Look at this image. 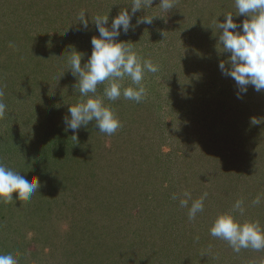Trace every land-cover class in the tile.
Masks as SVG:
<instances>
[{
  "label": "rangeland",
  "instance_id": "obj_1",
  "mask_svg": "<svg viewBox=\"0 0 264 264\" xmlns=\"http://www.w3.org/2000/svg\"><path fill=\"white\" fill-rule=\"evenodd\" d=\"M171 2L165 11L144 0L119 37L158 71L145 73L139 103L104 98L121 125L107 135L95 121L65 130L68 107L82 99L68 51L83 53V66L95 18L109 15L110 25L133 0H0V163L40 181L29 200L0 202V254L18 264H264V249L237 252L210 234L225 213L264 230V90L248 86L237 99L218 68L229 55L218 21L245 17L234 0ZM144 15L153 23L136 26Z\"/></svg>",
  "mask_w": 264,
  "mask_h": 264
},
{
  "label": "clouds",
  "instance_id": "obj_2",
  "mask_svg": "<svg viewBox=\"0 0 264 264\" xmlns=\"http://www.w3.org/2000/svg\"><path fill=\"white\" fill-rule=\"evenodd\" d=\"M142 2L144 0H133L130 7L119 11L110 25L109 15L95 18L94 24L99 36L91 37V54L83 66L81 61L84 54L74 46H69L71 50L68 51V63L76 80L73 89H78L82 99L68 107L69 115L63 118L66 131L70 129L75 133L82 126L95 121L99 132L112 135L121 125L111 108L105 105L104 98L115 101L123 95L125 99L137 103L143 99L146 91L142 83L144 75L146 72L156 73L158 67L151 60H141L129 42L119 40L121 33L126 35L130 28L135 27L131 21L143 9ZM147 3L152 5L153 0H147ZM159 5L165 11L173 7L171 0H160ZM234 5L238 10V15L235 16H243L245 19L237 23L234 15L228 13L223 15V22L218 21L220 33L217 43L222 47V53L229 54L226 61H219L218 68L222 75L235 81L237 99H242L247 94L248 86H252L256 92L264 90V0H234ZM79 18L81 25L87 29L88 20L83 11ZM153 19L144 15L136 20V26L150 25ZM125 77L131 80V85L122 90L121 81ZM106 81L102 96L97 95V85ZM2 95L0 92V96ZM6 109L7 105L0 101V118L5 115ZM260 122L255 117L251 118L252 124ZM73 136L77 138L76 135ZM26 171L30 172L31 167L26 168ZM31 177L29 179L0 163V202H13L14 193L19 201L29 200L40 188L39 178L34 175ZM184 195L187 199H182L180 204L188 207L191 196L187 192ZM206 195L205 193L200 199L192 201L188 212L190 219L203 211ZM254 203H259V199ZM241 205L242 201H236L234 210L243 212ZM210 234L227 241L237 252L249 247L257 251L264 249V230L258 222L240 224L227 213L214 220ZM0 264H18V261L12 254H0Z\"/></svg>",
  "mask_w": 264,
  "mask_h": 264
}]
</instances>
